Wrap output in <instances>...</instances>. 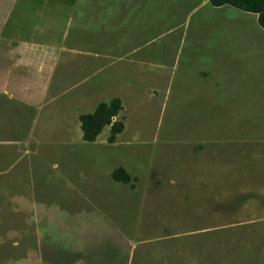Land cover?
<instances>
[{"label": "rangeland", "instance_id": "374dc122", "mask_svg": "<svg viewBox=\"0 0 264 264\" xmlns=\"http://www.w3.org/2000/svg\"><path fill=\"white\" fill-rule=\"evenodd\" d=\"M122 2L131 9L125 27L138 30L132 42H147L153 61L183 43L228 51L213 60L219 90L179 88L212 64L103 65L87 85L106 79L103 93L91 95L122 97L114 145L107 128L83 140L73 121L94 108L91 98L69 101L86 83L45 106V126L28 128L13 158L0 160V264H264V226L227 223L251 215V197L264 187V28L255 13L209 0ZM115 166L136 176L134 187L111 178ZM221 169L229 178L224 172L217 183ZM242 169L259 175H230Z\"/></svg>", "mask_w": 264, "mask_h": 264}, {"label": "crops", "instance_id": "0c3cea01", "mask_svg": "<svg viewBox=\"0 0 264 264\" xmlns=\"http://www.w3.org/2000/svg\"><path fill=\"white\" fill-rule=\"evenodd\" d=\"M111 1L0 0V107H3L0 108L3 110L0 122L5 121L0 123V133L5 135V139L0 140V143L14 146L0 149V160L13 158L10 152L14 154L19 145L27 141L28 128L33 129L37 125L42 127L41 122L48 120L46 117L43 119L39 117L45 106L54 107L52 104L54 102L57 104L62 95L70 93L72 89L82 84L87 85L91 77L98 75L103 65L108 63L127 61L145 64L181 61L184 65L212 64L209 67H214V71L198 69L195 73V82L190 89L185 84L179 85V88L181 92L194 91L198 95H211L219 90V76L216 73L219 64L213 63V60L220 58L225 60L228 51H216L213 48L217 46H204L201 42L183 43L169 46L168 51L165 50L168 58L153 61L150 57L153 54L152 47L146 45L147 42L140 44L139 41L132 42L138 30L125 27L129 22L128 18L131 19V9L124 7L122 0L120 6ZM204 48L208 50L203 51ZM204 55L210 58L209 62L203 61ZM99 81L101 78L97 79V82ZM105 83L106 79L96 85L86 87L84 85L79 92L71 95L69 101L85 104L91 98V107L95 108L102 95L97 94L93 97L91 92L103 93ZM243 89L245 90L244 87ZM119 98L123 102L122 97ZM8 108L12 110L4 114ZM57 110L58 106L48 112ZM80 113L84 112H76L73 121L79 120ZM213 121L215 120L212 118L211 126L214 125ZM71 127L72 125L69 126L66 121L59 126L64 135H69ZM80 134L82 135V132ZM117 137L113 142H108L107 139L105 141L114 145ZM96 139L90 142H95ZM245 170H237V173L233 172L230 175H233L232 177L259 175L257 170L252 173L249 169ZM224 172L229 178L225 169H221L219 174L217 170L214 172L218 178H213V181L219 183L220 175L223 176ZM231 181L232 179L227 180L228 183ZM262 191L264 192V187L261 189L260 186L259 193L257 192V195L254 193L251 197L252 201L256 202L255 208H252L254 211L257 210V213L250 211L251 215L236 217L227 223L264 226Z\"/></svg>", "mask_w": 264, "mask_h": 264}, {"label": "trees", "instance_id": "16d2710c", "mask_svg": "<svg viewBox=\"0 0 264 264\" xmlns=\"http://www.w3.org/2000/svg\"><path fill=\"white\" fill-rule=\"evenodd\" d=\"M212 5H231L238 9L256 14L257 23L264 28V0H209ZM122 101L119 97H112L108 101H100L91 112L78 115L82 138L93 141L100 132L108 129V142L115 141L117 135L124 129V115ZM114 118V119H112ZM111 178L120 183H129L134 187L135 175H131L123 166H116L110 172Z\"/></svg>", "mask_w": 264, "mask_h": 264}, {"label": "built area", "instance_id": "2783aa9c", "mask_svg": "<svg viewBox=\"0 0 264 264\" xmlns=\"http://www.w3.org/2000/svg\"><path fill=\"white\" fill-rule=\"evenodd\" d=\"M112 119H114V118H112Z\"/></svg>", "mask_w": 264, "mask_h": 264}]
</instances>
